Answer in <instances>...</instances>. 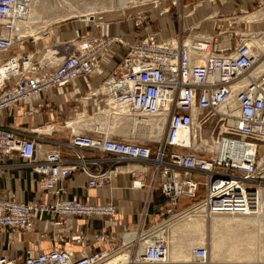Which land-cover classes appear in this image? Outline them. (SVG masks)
Returning a JSON list of instances; mask_svg holds the SVG:
<instances>
[{"label":"built area","instance_id":"2783aa9c","mask_svg":"<svg viewBox=\"0 0 264 264\" xmlns=\"http://www.w3.org/2000/svg\"><path fill=\"white\" fill-rule=\"evenodd\" d=\"M162 1L170 5L156 12ZM221 1L227 0H190L179 15L183 18L205 2L217 6ZM34 2L0 0V113L78 79L99 76L102 82L91 93L104 104L110 120L139 123L143 118H160L163 136L153 147L145 141L118 138L97 126L92 134L73 130L67 142L42 152L32 135L0 124V156L20 158L40 176V186L49 193L46 200L29 201L0 194V264H171L169 241L163 236L168 224H164L184 210L179 209L182 197L196 198L201 185L204 196L189 207L204 208L207 217L258 214L264 160L257 157L254 142L264 140V63H259L264 51H258L256 41L264 42V28L242 29L228 16L229 28L222 24L210 33L161 38L150 31L128 39L126 32L111 33V22H99L95 15L88 20L99 30L73 39L72 48L61 50L64 54L57 63L46 65L33 57L21 66L24 56L19 46L27 36L20 26ZM178 4L179 0H127L124 19L137 32L147 28L152 17ZM261 9L264 0L257 2L254 11ZM211 15L219 17V11ZM255 20L264 23V18ZM115 49L122 52L120 61L103 68ZM34 107L23 111V116ZM213 145L217 147L210 149ZM62 146L73 159L63 156ZM86 150L108 155L112 166L103 168L101 160L88 157ZM131 161L149 167L159 183L165 199L156 205L159 221L139 232H129L127 227L117 234L86 232L80 219L99 218L110 226L117 206L112 198L90 203L69 197L62 182L80 172L87 178V189L99 188L110 183L121 164ZM3 167L0 163V170ZM198 174L204 180H198ZM132 186L144 184L136 179ZM29 232L36 234L37 243L19 256L17 242ZM130 234L134 237L126 239ZM45 240L52 245L42 249L40 242ZM138 244L143 247L136 249ZM4 247L15 252L1 251ZM192 251L197 259L193 264H209L206 246Z\"/></svg>","mask_w":264,"mask_h":264},{"label":"crops","instance_id":"0c3cea01","mask_svg":"<svg viewBox=\"0 0 264 264\" xmlns=\"http://www.w3.org/2000/svg\"><path fill=\"white\" fill-rule=\"evenodd\" d=\"M189 1L179 0L178 5L172 6L170 11L158 18L152 17L148 21L149 26L141 28L137 32L130 29V24L125 21L123 15L122 20H113V24L109 28L110 32L114 34L126 32L128 39H134L138 34L143 35L144 32L150 31L157 32L161 38L179 34L183 36L196 33L205 34L210 33L212 29L218 30L222 24L229 28V21L232 19H229L228 16L233 20L241 18L239 22L237 21L239 24L235 23V25L242 29L253 31L264 28V23L247 18L257 8V2L260 0H227L217 3V6L205 2L204 6L195 13L181 18L179 14ZM169 5V1H162L155 8V11L163 10ZM216 10L219 11V17L212 18L211 14H215ZM261 18H264V15ZM96 20H100L99 16H96ZM98 30L99 27L96 23L87 20L84 26L77 30V37L81 34H93ZM72 36L73 34H69L65 37L70 38ZM226 44L227 42H225ZM35 45L34 49L36 50L39 46L37 43ZM108 55L102 64L103 68L106 69L120 61L122 52L115 49ZM101 82V77L94 76L89 79H78L63 88H54L50 93L45 92L18 107L1 112L0 124L18 128L19 132L32 135L40 144L39 147L42 152H46L57 142H67L71 138L73 130L92 134L97 125H101V121L105 120H101L100 116L107 114L104 104L91 93ZM32 105L35 106L34 111L23 116V111ZM117 137L122 138L121 135H117ZM62 148L63 156L67 159H73V155L65 147L62 146ZM86 154L90 158L101 160L103 168L112 166V161L109 160L108 155L102 152L86 150ZM0 163L4 164L0 170L1 195L24 201L49 198V193L39 184L40 176L31 167L26 166L16 155L9 159L0 156ZM91 167L93 169L99 168L98 165H91ZM136 179H141L144 186L133 188L132 181ZM62 184L67 190V196L78 200L90 203H104L110 198L114 200L118 212L110 226L99 218L93 220L80 219L84 230L88 233L106 230L117 234L121 233L125 227L136 232L144 230L147 226L159 221L160 217L156 205L165 202L152 170L140 161L121 164L118 172L110 178V183L99 188L87 189V178L80 172L69 175ZM41 225L42 223L37 221V227L41 228ZM36 243L37 236L34 232L23 233L17 242V248H20L18 255L23 256L26 250L34 248ZM91 244L93 246L100 245L94 242ZM40 245L42 249H47L51 247L52 242L45 240L40 242ZM1 251H7L9 254L15 252L7 247Z\"/></svg>","mask_w":264,"mask_h":264},{"label":"rangeland","instance_id":"374dc122","mask_svg":"<svg viewBox=\"0 0 264 264\" xmlns=\"http://www.w3.org/2000/svg\"><path fill=\"white\" fill-rule=\"evenodd\" d=\"M37 1L38 2L36 3V6L33 7V9L35 8V11L37 8V14H34L35 18L33 19L32 24L34 23V21L36 22L38 15L39 16L42 15L43 17L37 24L36 30L37 29L38 30L35 31V33H28L27 35H25L27 36L26 38L27 40L24 42V44H21L19 46V49H22L23 56H24V61L21 60L19 62L21 66L24 65L25 61L33 57H35L36 60H42L43 64H46V65L47 64L52 65L53 63H57L58 62L57 57L64 54V51H61V50L67 49L70 46H71L70 48H72V43L74 41L73 39H75L78 35L77 30L83 27L86 21L91 18V16H84V13L86 14L88 13V11L84 12L82 11L83 9H87V8L94 9L96 7L95 15L99 16V19H100L99 22L110 21L111 22L110 25L113 24V20L115 19L122 20L124 11L128 12V10L126 9V5H124L125 0H77V1L76 0H37ZM73 1H74V4H71ZM72 6H75V7H72ZM79 9L81 10L80 12H78ZM258 11H261V10H258ZM258 11L255 10V11H252V13H256ZM252 13H250L249 15H252ZM240 19L236 21L239 22ZM42 23L44 24V26ZM39 25H42V26L40 27ZM69 34H73V36L70 38L65 37L66 35L69 36ZM35 43H37L39 46V48H36V50L34 49V47L36 46ZM52 49H55V50L57 49L58 51H61L62 54L61 53L54 54V51ZM33 51L34 52L36 51L37 53L36 52L34 53ZM259 63H264V57L261 59ZM103 118H104V115L103 116L101 115V120ZM104 119H109L108 112H107V115H105ZM112 121L113 120H110V121L105 120L103 124L104 128L107 124L112 123ZM101 123H103V121H101ZM97 126H101V128H103L102 125H97ZM114 130L115 131H113V134H115L116 136L121 135V137L125 140L145 141L151 144L153 147L158 146V141H160L163 136L161 134L160 138L142 137V136H138L137 133H134V132L129 133V131L121 132L120 130L118 131V129L117 130L114 129ZM150 140H154V142ZM254 143H257V157L264 160V140L257 141ZM197 179L202 181L204 180V176L201 174H198ZM205 191H206L205 186L201 185L198 196L196 198L182 197L180 205H179V209L188 208L197 199L202 198L205 194ZM263 202H264V198H263ZM197 213L190 212L187 215H184L182 217L180 216L177 219L178 221L176 220L175 222L177 223L179 222V224H186L188 222H192L193 219L196 218V216L198 217L205 216L204 221L206 224H204V229L198 232V235H194L193 234L194 231L185 228L181 230V232H179L176 235V237H173L171 235V232H172V227L174 225L173 224L174 220L172 221L173 223L171 222L167 226V230H166L167 237L166 238L169 241V249H170L169 254L170 255H171V250L174 249L175 247H179V248L182 247L181 245L184 242L186 243H190L191 241L193 242V246L191 247L190 254L186 257H183L182 260H179V259L176 260V259L171 258V260L174 261L171 264L196 263L197 259L193 256L192 250L198 246H206L208 250L207 260L209 264H264V215L258 221H251V224L248 223L246 226H243L239 230V233L236 234V236L233 234L232 239H228V242L222 245L219 249L215 247V242L218 239V237L223 235L222 231L224 230L221 231L220 230L221 228L215 229L213 227V224H212L213 216L207 218L203 211H200ZM128 231L130 232L132 230L130 229ZM233 241L238 243L237 246L239 247L236 256L233 255L234 258L230 257V254H232L231 253L232 249L229 246L233 244ZM142 247H143L142 244H138L136 246V249H141ZM238 253L240 254V256H243L244 254L246 256L244 255V258H238V255H239Z\"/></svg>","mask_w":264,"mask_h":264},{"label":"bare ground","instance_id":"6f19581e","mask_svg":"<svg viewBox=\"0 0 264 264\" xmlns=\"http://www.w3.org/2000/svg\"><path fill=\"white\" fill-rule=\"evenodd\" d=\"M37 2L38 1L35 0V2H34L35 5L32 6V8H31V10L29 12L28 17L23 22V24H21V26H20V28H21V34L27 35L28 33H35V31L38 30V29L36 30L37 24L42 19L43 16L42 15L41 16L38 15L36 22L34 21V23L32 24V21L35 18L34 14H37V8H36V11H35V8L33 9V7L36 6V3ZM71 4H74V1ZM67 5H69V4H67ZM124 5L127 6V0H125ZM75 6H72V7H75ZM95 8L94 9L93 8H91V9L90 8L83 9L82 11H84V12L88 11V13H86V14L84 13V16H93V15H95L96 14ZM80 11L81 10L79 9L78 12H80ZM261 11H258L256 13H252V15H249L247 18L248 19H255V18H258L259 16L261 17V16L264 15V12H263L264 10L261 9ZM82 15H83V13H82ZM39 17H40V19H39ZM39 26L41 27L42 25H39ZM43 26H44V24H43ZM256 45H257V49H258L259 52L260 51H264V42L256 41ZM52 50L54 51V54H55V52L58 51L57 49L56 50L55 49H52ZM59 59H60V57H59ZM105 115H107V114H105ZM105 115H104V118H105ZM102 116H103V114H102ZM105 120H103V123H104ZM163 124H164V120H162L160 118H154V119L153 118H146V119L143 118V120L141 122H139V123H138L137 120H123V121L118 120V121H112V123L107 124L105 126V128L102 125L103 126L102 129H105L107 132H113V131H115L114 129H116V130L118 129V131L120 130L121 132H124V131H129V133L130 132L131 133L134 132V133H137L138 136H142V137L160 138V136H161V134L163 132V130H162L163 129ZM213 147H217V145L210 146L209 148L212 149ZM259 193H260V196H261L262 204H261V209H260V211L258 212L257 215H251V214L250 215L217 214L218 216L217 215H213V217H212L213 227L215 229H220L221 228L220 229L221 231L222 230L225 231V232L222 231V234L223 235H221L220 237H218V239L216 240V242H215V247L216 248H219L220 249V247L222 245H224L226 242H228V239H232V235L233 234L236 236V234L239 233V230L243 226H246L248 223L251 224V221H258L264 215V202H263V198H264V187H261L260 188ZM204 210H205L204 208L199 209V210H195V207L194 206L188 207V208L184 209L181 213H179V215H177L176 217H174V219L169 220L164 225H166V224L169 225L174 220L173 221L174 223L172 222L174 225H173V227L171 226L172 227L171 235L173 237H176V235L179 232H181V230H183L185 228L194 231V233H193L194 235H198V232L201 231V230H203L204 229V224H206L205 221H204L205 220V216L204 217L203 216H201V217L196 216V218H194L192 222H188L186 224H179V222L177 223L175 221L178 219V217H180V216L182 217L184 215H187L190 212L197 213V212L203 211L204 214L206 215V213H205ZM206 217H207V215H206ZM163 236L165 238L167 237L166 232L163 233ZM133 237H134L133 234L127 235V239L128 238L131 239ZM237 244L238 243H236V242L233 241V244L229 245L230 248L232 249V251L229 250L232 253V254H230V257H233V255L236 256V254L238 252V248H239L237 246ZM181 246L182 247H180V248L179 247H175L174 249L171 250V255L169 254V257L167 259L168 263H173L174 262L173 260H171V258L172 259H176V260H178V259L179 260H182L183 257L188 256L190 254V252H191L190 250H191V247L193 246V242L192 241L190 243L184 242ZM169 253H170V251H169ZM244 255L243 256H240V254H239L238 255V258H244ZM237 262H239V261H237Z\"/></svg>","mask_w":264,"mask_h":264}]
</instances>
